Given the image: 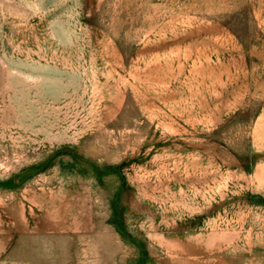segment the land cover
Listing matches in <instances>:
<instances>
[{
    "label": "rangeland",
    "instance_id": "obj_1",
    "mask_svg": "<svg viewBox=\"0 0 264 264\" xmlns=\"http://www.w3.org/2000/svg\"><path fill=\"white\" fill-rule=\"evenodd\" d=\"M0 264H264V0H0Z\"/></svg>",
    "mask_w": 264,
    "mask_h": 264
}]
</instances>
